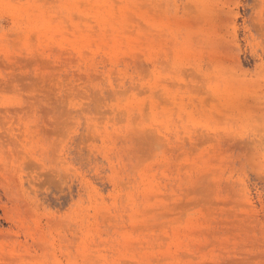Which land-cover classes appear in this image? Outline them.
I'll list each match as a JSON object with an SVG mask.
<instances>
[{
  "label": "rangeland",
  "instance_id": "rangeland-1",
  "mask_svg": "<svg viewBox=\"0 0 264 264\" xmlns=\"http://www.w3.org/2000/svg\"><path fill=\"white\" fill-rule=\"evenodd\" d=\"M0 264H264V0H0Z\"/></svg>",
  "mask_w": 264,
  "mask_h": 264
}]
</instances>
